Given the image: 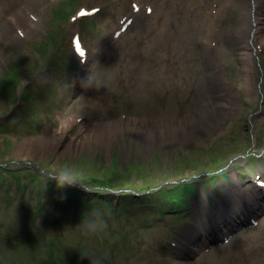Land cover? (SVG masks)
Masks as SVG:
<instances>
[{
    "label": "rangeland",
    "instance_id": "374dc122",
    "mask_svg": "<svg viewBox=\"0 0 264 264\" xmlns=\"http://www.w3.org/2000/svg\"><path fill=\"white\" fill-rule=\"evenodd\" d=\"M92 6L95 32L75 21L48 46L49 0H0V264H55L50 254L61 264L264 262V196L228 198L250 183L230 185L233 162L254 168L255 149V168H264V0H78L76 8ZM30 14L40 30L28 35ZM123 25L130 29L114 35ZM208 170L226 173L220 191L202 186ZM110 181L133 183L128 192L140 198L93 187ZM193 183L196 210L183 224L178 213L159 219L157 208L126 203L151 192L162 205Z\"/></svg>",
    "mask_w": 264,
    "mask_h": 264
},
{
    "label": "bare ground",
    "instance_id": "6f19581e",
    "mask_svg": "<svg viewBox=\"0 0 264 264\" xmlns=\"http://www.w3.org/2000/svg\"><path fill=\"white\" fill-rule=\"evenodd\" d=\"M29 33H30V31L28 32V35H29ZM68 125H70V124H68ZM67 125H65L64 123L62 124V126H61V130H62V132L65 134L66 132H67V130H68V128H69V126L68 127H66ZM66 127V128H65ZM56 135L57 134H55V137H56ZM61 136V135H60ZM80 144V143H79ZM260 176H261V178H263V181H264V171H261V170H259L258 172H257ZM58 175V174H57ZM58 176H60V175H58ZM3 182H6V181H3ZM61 182V181H60ZM62 183V182H61ZM154 184H156V183H154ZM3 185H4V183H3ZM157 185V184H156ZM155 185V186H156ZM73 187H77L76 185L75 186H73ZM94 187V189L95 188H97L98 187V185H95V186H93ZM118 187L119 186H117V187H113V188H110V189H106L104 186H101V188H103V190L104 191H110L111 193H116V192H118V193H120V192H128V190H132L131 188H133L134 187V185H133V183H127V184H125V186L124 185H120V188H122V189H118ZM262 187H264V186H259L255 191L256 192H260V191H262V190H260ZM65 188H68L69 189V187H65ZM105 188V189H104ZM264 189V188H263ZM243 189H241L240 190V192L242 191ZM255 193V192H254ZM253 193V194H254ZM121 194V193H120ZM92 197H93V195L94 194H90ZM107 195H108V193H107ZM106 195V196H107ZM99 196H101V197H104L103 196V194H100ZM98 196V197H99ZM260 194H258L257 193V196H253V198H251V202L252 203H255L254 201H259L260 200ZM87 200V199H90V197L89 196H85V197H82L81 198V200ZM237 200H239L238 198H237ZM121 201V200H120ZM193 207H191V209H192ZM194 210H196V207L194 208ZM264 264V263H263Z\"/></svg>",
    "mask_w": 264,
    "mask_h": 264
},
{
    "label": "snow or ice",
    "instance_id": "6c2138e0",
    "mask_svg": "<svg viewBox=\"0 0 264 264\" xmlns=\"http://www.w3.org/2000/svg\"><path fill=\"white\" fill-rule=\"evenodd\" d=\"M81 15H84V13H81ZM76 47H77V50L79 51L80 50V45L77 44Z\"/></svg>",
    "mask_w": 264,
    "mask_h": 264
}]
</instances>
